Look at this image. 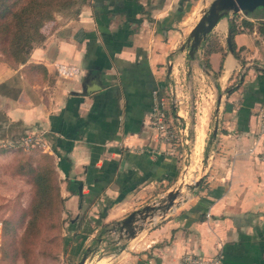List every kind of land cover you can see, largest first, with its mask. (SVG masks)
Wrapping results in <instances>:
<instances>
[{
    "label": "crops",
    "instance_id": "0c3cea01",
    "mask_svg": "<svg viewBox=\"0 0 264 264\" xmlns=\"http://www.w3.org/2000/svg\"><path fill=\"white\" fill-rule=\"evenodd\" d=\"M205 4L89 0L77 17L43 26L46 38L27 63L11 68L0 61V157L20 136L42 135L68 230L79 226L84 245L101 226L178 182L180 165L152 114L156 103L168 108L173 79L183 70L182 80L191 82L200 69L224 93L201 184L126 241L121 254L95 264H180L186 254L264 264V163L256 145V114L264 105V11L223 16L190 58L182 45ZM206 118L201 112L198 122Z\"/></svg>",
    "mask_w": 264,
    "mask_h": 264
},
{
    "label": "rangeland",
    "instance_id": "374dc122",
    "mask_svg": "<svg viewBox=\"0 0 264 264\" xmlns=\"http://www.w3.org/2000/svg\"><path fill=\"white\" fill-rule=\"evenodd\" d=\"M205 1L206 8L212 0ZM56 17L70 18L66 13L56 14ZM197 71L200 75H190L191 82L187 78L182 80V74L185 73L183 70L180 75H177L173 79L174 81L171 82L170 89H168V108L163 109L169 127L173 129L171 130L173 131V137L169 140L161 139L168 143L172 156L180 165L179 180L171 189H174L178 185L183 186V198H186L192 190L188 189L186 185L193 184L203 172L205 166L204 159L208 158L207 156L211 150L210 146L213 141L212 130L216 124L217 97L220 94L222 96L224 94L216 89L213 76H208L207 73L202 72L200 69H197ZM192 73H194L193 69ZM201 112L206 114L207 118L204 121L199 120L198 122ZM174 114L178 117H175ZM197 138L200 139L197 141ZM9 151L5 156L0 157V220L3 222V230L5 221H11L12 232L10 237H12L13 246L15 247L27 226L34 193L32 177L26 171L19 169L17 164L27 162L29 160L28 157L37 159L40 153L47 154V149L43 142V144L36 145V147L21 145V147L10 148ZM40 162L42 163L43 161L40 160ZM36 163L37 161L34 160L33 166ZM57 180L59 184L58 175ZM167 191L162 192L159 198L167 193ZM180 200H183L182 197ZM69 219L70 217L64 215L63 209L60 215L53 211L52 214H49L46 221L41 224V227L49 229L47 238L50 241L58 237V233L63 237L72 236L74 230H68ZM161 220L162 218H158L155 220V223ZM112 226H114V223L101 226L100 229L94 231L93 238L85 243L75 260H71L69 246L66 251H61L60 249L58 250L55 244L50 243L45 245V238L39 237L35 239V244L33 245L34 255L31 258L32 264H77L82 255L86 253L87 247L90 248V251L88 252L86 264H95L97 260L106 259L111 255H115L116 257V254H121L127 247V242L124 239H117L118 232L113 231L111 229ZM54 241L56 242V240ZM2 243L3 240L0 242V264H8L9 262L3 261L1 258ZM104 261L101 260L97 264H105ZM23 263L22 256L17 254L14 264Z\"/></svg>",
    "mask_w": 264,
    "mask_h": 264
},
{
    "label": "trees",
    "instance_id": "16d2710c",
    "mask_svg": "<svg viewBox=\"0 0 264 264\" xmlns=\"http://www.w3.org/2000/svg\"><path fill=\"white\" fill-rule=\"evenodd\" d=\"M88 2L89 0H0V61L11 68L27 63L31 51L41 45L46 38L42 31L43 26L47 22L54 21L56 14L66 13L70 18L77 17L82 6ZM230 29L231 33L236 31L233 24ZM204 62L209 68L206 59ZM28 66L32 69L39 68L36 65ZM16 145L21 147L20 144ZM28 158L27 162H20L17 166L22 171H26L33 181L34 193L29 210V220L15 247L10 237L11 221H5L1 238V241L3 240L1 258L9 262L8 264H14L16 255L20 254L24 260L23 264H32L35 239L44 237L45 245L55 244L58 250L66 251L69 246L71 260H75L87 236L79 231V226L73 229L72 236L63 237L58 233V237L51 241L47 238L49 229L41 227L53 211L60 215L64 205L53 158L46 153H40L37 159ZM34 160L37 163L33 166ZM40 160L43 162L41 163Z\"/></svg>",
    "mask_w": 264,
    "mask_h": 264
},
{
    "label": "water",
    "instance_id": "95a60500",
    "mask_svg": "<svg viewBox=\"0 0 264 264\" xmlns=\"http://www.w3.org/2000/svg\"><path fill=\"white\" fill-rule=\"evenodd\" d=\"M258 8L264 11V0H212L209 6L202 11L200 18L190 30L186 41L182 45V50L187 48L189 57L194 58L202 43L223 16L238 12L252 14ZM227 44L229 50L232 52L230 31L227 35ZM169 70H171V65ZM204 70L208 72L206 66ZM217 100L218 102L221 100V94L218 95ZM218 109L219 107L217 106ZM216 132L217 126H214L212 136H215ZM204 162L205 166L202 174L193 184L186 185L188 189L197 188L201 184L207 168V158L204 159ZM181 197L184 199L183 186L178 185L174 189L167 191L162 197H158L150 203L144 204L142 207L130 212L121 220L116 221L111 229L118 232L117 239L132 240L139 233L148 229L156 219H163L171 208L177 206L182 201L180 200ZM89 251L90 248L87 247L86 253L82 255L77 264H86Z\"/></svg>",
    "mask_w": 264,
    "mask_h": 264
},
{
    "label": "built area",
    "instance_id": "2783aa9c",
    "mask_svg": "<svg viewBox=\"0 0 264 264\" xmlns=\"http://www.w3.org/2000/svg\"><path fill=\"white\" fill-rule=\"evenodd\" d=\"M153 125L155 126L161 138L169 140L173 137V129H170L169 123L166 120L165 112L162 109V103H156L152 108ZM257 121V144L260 148L258 156L264 163V105L261 106L256 114ZM41 134L26 133L16 140V144L22 146H34L43 144ZM3 232V222L0 220V242ZM180 264H222V256L217 254L213 257H198L195 255H183L180 259Z\"/></svg>",
    "mask_w": 264,
    "mask_h": 264
},
{
    "label": "flooded vegetation",
    "instance_id": "af4514ba",
    "mask_svg": "<svg viewBox=\"0 0 264 264\" xmlns=\"http://www.w3.org/2000/svg\"><path fill=\"white\" fill-rule=\"evenodd\" d=\"M255 11L258 13H262V10L260 8L256 9Z\"/></svg>",
    "mask_w": 264,
    "mask_h": 264
}]
</instances>
